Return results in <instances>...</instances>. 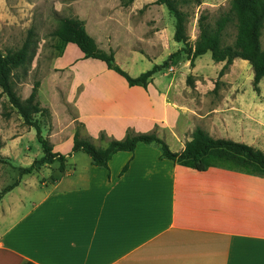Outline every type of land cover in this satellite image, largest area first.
Listing matches in <instances>:
<instances>
[{"label":"crops","instance_id":"0c3cea01","mask_svg":"<svg viewBox=\"0 0 264 264\" xmlns=\"http://www.w3.org/2000/svg\"><path fill=\"white\" fill-rule=\"evenodd\" d=\"M120 1L126 14L122 22L100 21L98 30L92 31L84 20L72 19L84 24L98 48L114 54L132 78L163 65L176 53L170 65L180 68L158 72L147 88L130 87L117 73L82 71L77 78L83 92L79 109L83 137L106 144L129 131H157L167 137L170 148L182 152L192 138L185 139L190 123L197 119L186 113L190 105L184 103L177 74L183 77L187 69L202 78L203 56L188 68L191 62L182 61L184 47L171 52L172 15L156 4L158 0L129 5ZM141 10L139 21H132ZM157 13L158 19L153 16ZM67 49L55 60V72L64 70ZM144 63V69L135 73L134 66ZM237 63L240 59L232 68ZM223 65L214 68L221 72ZM85 96L91 100L85 103ZM170 106L178 111H172V117L166 111ZM99 121L104 127L92 128ZM74 174L75 169L67 170L52 183L53 190L39 200L33 214L12 218L16 221L0 236V264H264V178L222 168L197 172L161 159L158 147L145 144L134 153L116 154L109 170L92 166L83 178L58 191L61 180Z\"/></svg>","mask_w":264,"mask_h":264},{"label":"rangeland","instance_id":"374dc122","mask_svg":"<svg viewBox=\"0 0 264 264\" xmlns=\"http://www.w3.org/2000/svg\"><path fill=\"white\" fill-rule=\"evenodd\" d=\"M177 1L181 11L187 14V31L190 41L194 43L200 34V18L208 16L210 24L214 25L223 14L229 12L231 0ZM122 11L124 12V9L120 0H92V2L89 0H0V53L6 55L8 51L20 49L31 31L35 35L32 62L26 69L27 74L22 69L14 71L12 83L23 102L30 97L35 83L40 84L38 101L42 108L48 110L47 116L39 118L42 122L43 136L49 140L55 152L68 158L67 170L75 169L72 177L61 180L62 186L58 191H65L68 182H77L79 178L87 175L88 169L93 166L86 154L72 153L75 133L79 132L83 137V125L79 120L83 92L81 81L77 76L79 77L82 71L89 74L111 72L118 75L110 71L101 61L85 59L79 48L73 44L68 45L61 63L64 65V70L57 69L58 71L55 72V60L61 56V53L58 50L59 41L52 34L63 18L82 19L92 31H96L100 21L109 24L122 22L124 20L122 17L126 18L125 12ZM143 13V10L137 12L132 16V21H139ZM160 15L161 13L153 14L157 19ZM165 17L163 13L164 20ZM170 22L169 30L173 35L175 33L173 17H170ZM236 33L234 22L225 31V44H233ZM261 43L264 50V30ZM171 44V52H177L184 47L174 40ZM183 58L182 61L188 60L186 55ZM200 62L202 78L197 79L198 77L190 75L185 69V73H182L184 76L177 74L176 79L184 89V103L190 105L186 113L197 119L196 123L191 121V129L185 139L192 137L196 128L201 127L214 139H231L264 152V79L258 87L259 91L256 92L254 72L248 62L240 60L241 63H237L233 68L231 66L227 73L228 79L220 78V72L214 68L216 63L210 53L204 55ZM145 64L134 66V72L136 73L140 68L144 69ZM171 67L175 68V72L180 68L169 65V69ZM191 67L193 66L190 65L188 68ZM189 77L193 78L192 86L187 83ZM196 81H200V84H196ZM197 86L199 89H196ZM90 100L91 97L85 96V103ZM166 111L169 117H172V111L178 112L172 106ZM97 125L103 126L104 121L91 126L94 128ZM127 133L120 139L115 135L110 141L124 140ZM157 134L169 146L167 137L158 132ZM108 143L105 144V141L99 138L94 144L105 147ZM0 147V156L3 159L0 162V193L19 182V185L4 195L0 202L1 236L6 228L11 226L12 221H16L12 219L13 217L20 218L23 215L33 214L39 200L44 199L48 192L53 190L52 180H59L64 174L60 172L59 163H56L44 166L33 175L21 177L20 169L28 168L35 160L40 159L43 150L37 141L36 131L25 125L24 120L11 107L1 89ZM170 149L173 152L177 150L176 147L173 148L175 150ZM44 185L49 187L45 188ZM16 205H20L21 208L14 210ZM10 209L12 213L9 215H13L12 217L3 215L9 213Z\"/></svg>","mask_w":264,"mask_h":264},{"label":"trees","instance_id":"16d2710c","mask_svg":"<svg viewBox=\"0 0 264 264\" xmlns=\"http://www.w3.org/2000/svg\"><path fill=\"white\" fill-rule=\"evenodd\" d=\"M134 1L126 0L125 5ZM156 4L164 5L174 18V40L184 45L181 53L187 56L192 66L199 57L211 53L212 60L216 64L225 63L220 72V78H222L228 73L235 60L246 61L254 72L255 91H259L258 87L264 79V50L261 43L264 30V0H231L229 12L223 14L214 25L210 24L208 16H202L199 21L200 34L194 43L190 41L187 31V14L181 11L178 1L158 0ZM234 22L237 29L235 41L233 44H225V31ZM52 36L59 41L58 50L61 55L69 44L76 45L85 59L105 63L109 70L123 77L130 87L147 88L154 75L169 68L171 62L179 55V53L173 54L163 65L155 66L138 78H132L116 63L114 54H108L98 48L95 40L88 35L84 24L72 18H63ZM34 37V32L31 31L20 49L8 51L6 55L0 53L2 94L8 98L9 104L22 117L25 125L36 131L37 141L43 150V156L40 159L35 160L30 167L20 169L21 177L33 175L44 166L56 163H59L60 172L64 174L67 172L68 162V158L55 152L49 140L43 136L42 122L39 118L47 116L48 110L42 108L38 101L40 84L35 83L30 97L23 102L12 83L14 71L22 69L27 74L26 69L32 62ZM187 83L192 86L193 78L189 77ZM139 144L155 145L161 151V159L197 172L222 168L264 178V152L262 150L231 139H214L201 127L196 128L182 152L171 151L156 131L150 133L129 131L124 140H112L106 148L97 147L89 139L81 137L79 132H76L72 153L82 152L89 156L93 166L109 170V163L116 154L134 153ZM2 161L0 156V162ZM128 169L129 163L121 174L124 175ZM52 181L55 183L58 180L53 179ZM18 185L19 182L2 191L0 202L4 195L13 191ZM23 264L34 263L25 262Z\"/></svg>","mask_w":264,"mask_h":264}]
</instances>
